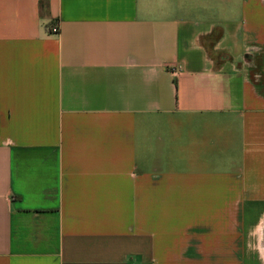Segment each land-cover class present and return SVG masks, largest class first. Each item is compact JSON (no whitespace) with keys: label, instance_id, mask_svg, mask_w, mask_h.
I'll list each match as a JSON object with an SVG mask.
<instances>
[{"label":"crops","instance_id":"0c3cea01","mask_svg":"<svg viewBox=\"0 0 264 264\" xmlns=\"http://www.w3.org/2000/svg\"><path fill=\"white\" fill-rule=\"evenodd\" d=\"M0 264H264V0H0Z\"/></svg>","mask_w":264,"mask_h":264},{"label":"built area","instance_id":"2783aa9c","mask_svg":"<svg viewBox=\"0 0 264 264\" xmlns=\"http://www.w3.org/2000/svg\"><path fill=\"white\" fill-rule=\"evenodd\" d=\"M50 32H51L52 34H58V33H59V28H58L57 26L52 27V28L50 29Z\"/></svg>","mask_w":264,"mask_h":264}]
</instances>
